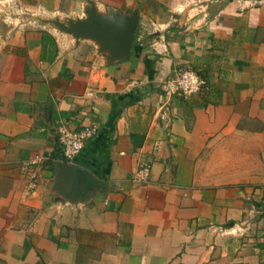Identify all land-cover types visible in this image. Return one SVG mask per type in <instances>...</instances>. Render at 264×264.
I'll use <instances>...</instances> for the list:
<instances>
[{"label": "crops", "instance_id": "crops-1", "mask_svg": "<svg viewBox=\"0 0 264 264\" xmlns=\"http://www.w3.org/2000/svg\"><path fill=\"white\" fill-rule=\"evenodd\" d=\"M90 2L137 12L127 57L21 16ZM59 126L96 132L69 161ZM263 203L264 0H0V264H264Z\"/></svg>", "mask_w": 264, "mask_h": 264}, {"label": "water", "instance_id": "water-1", "mask_svg": "<svg viewBox=\"0 0 264 264\" xmlns=\"http://www.w3.org/2000/svg\"><path fill=\"white\" fill-rule=\"evenodd\" d=\"M43 20L50 27L70 34L75 41L95 40L99 43L100 50L107 51L113 59L127 57L130 54L138 22L136 11L128 14L112 8L100 11L92 2L83 9L81 15ZM74 170L78 177L82 178L80 181L83 185L88 186L93 183L86 172L76 167Z\"/></svg>", "mask_w": 264, "mask_h": 264}, {"label": "built area", "instance_id": "built-area-1", "mask_svg": "<svg viewBox=\"0 0 264 264\" xmlns=\"http://www.w3.org/2000/svg\"><path fill=\"white\" fill-rule=\"evenodd\" d=\"M204 80L193 70L179 69L172 75H169L162 83V91L164 97L171 95L189 96L198 92ZM90 94V93H89ZM58 139L61 146L63 156L71 161L82 150L86 141L91 138L96 130L95 126H85L78 130L68 129L59 126ZM42 157L34 156L21 163V172L28 178V188L35 187V179L37 176V167L40 165ZM148 177V168L140 167L133 175L134 181H146Z\"/></svg>", "mask_w": 264, "mask_h": 264}, {"label": "rangeland", "instance_id": "rangeland-1", "mask_svg": "<svg viewBox=\"0 0 264 264\" xmlns=\"http://www.w3.org/2000/svg\"><path fill=\"white\" fill-rule=\"evenodd\" d=\"M55 15L57 17H59V18L61 17L60 15H57V14H55ZM55 15L45 14V13L37 12V11H33V10L25 11V12H23L21 14L23 19L34 20V21L38 22L40 25H45L46 27H50V26L43 19H55V18H57ZM51 28L54 29L55 31H58L54 27H51ZM58 32L61 33V34H65V35L71 36L70 34H66V33H63V32H60V31H58Z\"/></svg>", "mask_w": 264, "mask_h": 264}, {"label": "trees", "instance_id": "trees-1", "mask_svg": "<svg viewBox=\"0 0 264 264\" xmlns=\"http://www.w3.org/2000/svg\"><path fill=\"white\" fill-rule=\"evenodd\" d=\"M263 207H264V203H263Z\"/></svg>", "mask_w": 264, "mask_h": 264}]
</instances>
